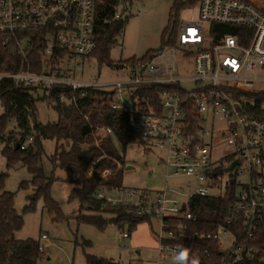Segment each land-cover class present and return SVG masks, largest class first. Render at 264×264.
I'll return each instance as SVG.
<instances>
[{
    "label": "built area",
    "instance_id": "obj_1",
    "mask_svg": "<svg viewBox=\"0 0 264 264\" xmlns=\"http://www.w3.org/2000/svg\"><path fill=\"white\" fill-rule=\"evenodd\" d=\"M96 3L0 0L2 47L9 54L27 58L42 45L43 63L40 72L32 71L30 64L24 70L0 71V88L12 79L48 92L55 86H66L81 96L90 87L115 89L111 107L130 114L128 127L150 148L164 153L159 160L166 182L161 190L101 184L95 199L104 206L122 208L129 215L160 221L158 255L152 264H168L164 262L167 250L178 257L176 264H188L180 255L181 248L164 240L188 237L186 223L195 220L188 209L192 197L228 192L235 201L228 211L227 226L207 236L221 239L227 251L223 264L251 260L258 254L264 257V248L252 244L264 220V0H201L194 14L181 19L169 49H156L146 61L137 56L128 65L127 79L108 84L77 81L63 69L64 63L76 56L88 57L97 49ZM115 18L124 17L118 11ZM217 24L223 27H215ZM182 58L192 61L190 75L183 72ZM184 82L196 86L189 90ZM158 83L171 85L160 94L163 111L158 114L153 107L148 113L140 111L131 99L129 86ZM60 100H67L65 94ZM215 121L224 127L216 129ZM111 133L110 127L92 126L98 145ZM216 137L226 138L231 146V151L218 159L213 156ZM93 173L89 167L86 175ZM112 173L106 169L103 177ZM168 217H177L175 226L167 224ZM234 227L239 231H233ZM129 235L123 232L125 238ZM45 248L40 244L41 251Z\"/></svg>",
    "mask_w": 264,
    "mask_h": 264
},
{
    "label": "trees",
    "instance_id": "obj_2",
    "mask_svg": "<svg viewBox=\"0 0 264 264\" xmlns=\"http://www.w3.org/2000/svg\"><path fill=\"white\" fill-rule=\"evenodd\" d=\"M200 1L175 0L171 13L175 12L178 16L182 9L194 6ZM132 2L133 0H97L94 29L98 47L88 57L95 56L101 63L116 65L110 58V52L118 44V38L125 28V20L116 19L115 14L118 11L122 13V5L123 11H126ZM180 22L179 18L174 21L175 28L178 29ZM215 27L223 25L217 24ZM41 51L42 45H39L27 58L12 55L2 47L0 40V71L24 70L30 64L32 71L40 72L43 68ZM155 51L156 49H150L139 59L149 60ZM135 59L136 57L126 59L123 61L124 65H130ZM170 87L171 85L161 83L129 86L135 107L146 113L153 107L158 114L163 111L160 94ZM61 94H65V102L60 100ZM115 96L116 91L113 88L90 87L87 88L86 94L81 96L80 93L73 94L66 86H55L48 92L33 85H19L8 79L0 88V104L3 108L0 114V141L4 144L3 153L8 165L13 166L21 161L33 174L31 182L36 191L43 192L46 207L59 213V204L52 199L48 189L53 178L46 177L40 165L44 150L43 140H56L55 150L49 158L53 171L60 168L76 175L73 182L77 186L70 196L80 203L78 221L104 229L107 222L101 214L113 210L116 214L114 221L123 229L129 225L131 231L138 223L150 219V216L129 215L122 208L104 206L101 201L95 199V191L99 185H123L125 154L120 152V147L114 143L115 140L120 141L124 151L130 144L144 143L142 136L128 127L130 114L111 107ZM41 98L57 111V121L45 124L39 120L37 101ZM84 114H87L88 118H85ZM92 126L110 127L112 133L98 145L92 135ZM89 167L94 169L92 176L86 175ZM106 169H111L113 173L103 177V171ZM7 176L5 172L0 173V264H42L46 253L45 250L41 251L40 241L33 238L19 240L15 237V232L24 224V218L15 207L14 192L4 188ZM234 201L229 192L219 196L195 195L189 201L188 209L193 212L195 220L186 223L188 237L165 239L164 243L179 246L182 251L180 255L188 260V264H223L227 260V251L223 248L221 239L217 236L209 238L207 235L227 226L228 211ZM83 211L99 214L83 215ZM62 216H58L59 221ZM174 218L177 217H168L167 224L175 226ZM233 231H239V228L234 227ZM82 244L90 245L86 241ZM252 244L264 248V220ZM196 254L198 258L195 257ZM86 263L120 264L93 254L86 255ZM233 264H264V257L258 254L251 260L245 259Z\"/></svg>",
    "mask_w": 264,
    "mask_h": 264
},
{
    "label": "rangeland",
    "instance_id": "obj_3",
    "mask_svg": "<svg viewBox=\"0 0 264 264\" xmlns=\"http://www.w3.org/2000/svg\"><path fill=\"white\" fill-rule=\"evenodd\" d=\"M175 0H133L126 11L120 7L125 20L124 33L118 38V44L110 52L114 66L101 63L95 56H76L70 62L63 64V69L69 71L72 77L81 82H98L101 84L115 83L129 77L128 65H124L126 59L142 57L150 49L165 47L169 49L173 39L177 35L174 21L177 18H186L194 14L199 2L194 6L182 9L178 16L171 13ZM185 1V0H182ZM188 8H193L188 12ZM175 32V33H174ZM181 55V53H178ZM185 64V75L192 73V61L182 58ZM124 65V66H123ZM184 85L192 90L195 83L184 82ZM43 93V91H40ZM38 118L47 124L58 119L57 111L48 102L41 98L37 101ZM3 108L0 104V114ZM14 125V123H12ZM216 129L221 130L224 125L215 121ZM211 129L208 126V131ZM206 139V136H204ZM56 140H43V153L40 165L46 177L53 178L49 184V191L54 201L59 204L60 212L50 211L45 204L42 193H38L32 184L33 174L26 166L18 161L13 166L8 165L3 153L4 144L0 141V173L8 174L4 188L14 192L15 207L24 218L23 226L15 232L16 239L23 240L33 238L45 245L46 258L42 264H87L86 255L93 254L100 258L114 260L120 264H150L157 258L159 242L157 235L161 233V223L157 218L150 217L140 222L131 231L129 225L125 228L117 224L113 210L102 213L107 222L104 229H100L90 223L79 222L80 203L71 198V192L77 186L72 172L58 168L53 171L50 156L56 147ZM120 147V152L125 154L126 170L123 176L125 187L146 188L149 190H161L165 185V169L160 162V150L150 148L143 144H130L127 149L121 146L119 140L114 142ZM148 148V150H147ZM214 158L228 154L231 146L226 138H215ZM128 167H131L128 169ZM179 179L180 182H184ZM175 181H172V183ZM178 182H176L177 185ZM175 185V183H174ZM240 186L237 187L239 191ZM99 213L83 211V215H97ZM63 215L59 221L58 216ZM130 235L125 238L123 232ZM48 238H43L42 234ZM89 242V246H83V242ZM79 242V243H78ZM157 248V249H156ZM168 264H176L178 257L172 250H167Z\"/></svg>",
    "mask_w": 264,
    "mask_h": 264
},
{
    "label": "water",
    "instance_id": "obj_4",
    "mask_svg": "<svg viewBox=\"0 0 264 264\" xmlns=\"http://www.w3.org/2000/svg\"><path fill=\"white\" fill-rule=\"evenodd\" d=\"M19 147V144L17 145ZM237 164V161H235L232 165V168ZM131 168V167H128V169Z\"/></svg>",
    "mask_w": 264,
    "mask_h": 264
},
{
    "label": "crops",
    "instance_id": "obj_5",
    "mask_svg": "<svg viewBox=\"0 0 264 264\" xmlns=\"http://www.w3.org/2000/svg\"><path fill=\"white\" fill-rule=\"evenodd\" d=\"M156 249H157V248H156ZM157 250H158V249H157ZM157 255H158V252H157ZM154 260H155V259H154ZM154 260L150 261V264H152Z\"/></svg>",
    "mask_w": 264,
    "mask_h": 264
}]
</instances>
